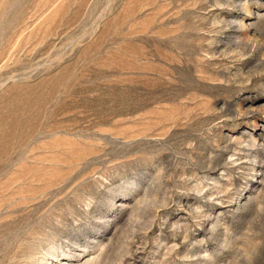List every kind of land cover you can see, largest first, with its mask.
I'll list each match as a JSON object with an SVG mask.
<instances>
[{"label": "rangeland", "instance_id": "obj_1", "mask_svg": "<svg viewBox=\"0 0 264 264\" xmlns=\"http://www.w3.org/2000/svg\"><path fill=\"white\" fill-rule=\"evenodd\" d=\"M0 264H264V0H0Z\"/></svg>", "mask_w": 264, "mask_h": 264}]
</instances>
